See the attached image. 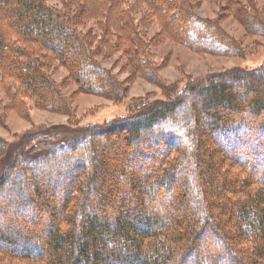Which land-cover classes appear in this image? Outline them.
I'll return each instance as SVG.
<instances>
[{
	"label": "trees",
	"instance_id": "trees-1",
	"mask_svg": "<svg viewBox=\"0 0 264 264\" xmlns=\"http://www.w3.org/2000/svg\"><path fill=\"white\" fill-rule=\"evenodd\" d=\"M89 1L77 6L67 0L73 9L61 10L46 0H0L7 8V24L15 26L7 34L0 29V82L8 81L13 96L34 94L52 109L68 102L43 71L48 53L83 91L119 93L116 78L95 59L97 50L77 27ZM139 1L157 17L160 9L175 7L172 18L179 17L178 26L185 21L192 33L177 35L192 49L236 50L217 24L193 13L189 0ZM105 2L109 7L97 15L108 19L114 6L112 21L120 23L125 44L138 42L129 36L134 31L128 30L132 26L120 1ZM136 62L137 70L147 68V63ZM237 86H245V92L238 94ZM76 131L63 136L56 127L39 126L27 137L0 138V200L5 199L0 205V253L11 261L264 264V64L188 85L173 99L139 103L128 116ZM124 132L129 145L110 139ZM95 136L122 147L115 153L120 159L109 164L101 154L104 159L96 163ZM126 146L132 148L123 155ZM141 160L151 163L132 174L130 168L140 167ZM110 171L114 177H108ZM182 176L187 181L177 182ZM187 200L200 208L184 206Z\"/></svg>",
	"mask_w": 264,
	"mask_h": 264
},
{
	"label": "rangeland",
	"instance_id": "rangeland-1",
	"mask_svg": "<svg viewBox=\"0 0 264 264\" xmlns=\"http://www.w3.org/2000/svg\"><path fill=\"white\" fill-rule=\"evenodd\" d=\"M66 1L46 0L48 4L61 10L73 9V5L67 6ZM88 1L75 0L77 6L86 4ZM102 1L96 0V4L92 0L89 1L86 15H82L85 19L77 27L82 35L87 37L90 46L97 50L95 59L116 78L119 93L106 96L83 91L71 77L69 70L59 62L57 57L50 56L51 54L48 53L50 61L43 71L58 84L61 92H65L68 102L62 103L58 109H52L34 94L21 93L16 97L13 96L8 87V81L0 82V138L13 141L23 133L27 137L39 126L56 127L59 132L62 131L63 136H69L79 133L76 130L81 127L105 125L128 116L134 112L135 105L139 103L144 105L173 99L188 85L204 83L219 74L225 75L237 69L250 70L264 64V0H189L193 13L201 19L217 24L220 32L230 37L231 40L228 38V43L236 50L227 54L192 49L177 35L184 32L190 35L192 33L190 28L185 27V21L182 20V24L178 26L179 17L172 18L177 15L174 12L175 7L171 11L160 9L159 13L162 15L157 17L156 11L152 14L150 9L139 0H119L120 3H118L120 9L126 11L132 26L131 29H126L130 32L134 31V34L131 33L129 36L133 35V38L138 40L134 44H125L123 36L126 34L120 33V23L116 26L112 21L115 7L110 8L108 19L103 15H97L98 11L102 12L104 8L109 7L107 2L102 3ZM93 3L95 6L92 7ZM97 7L100 9L98 10ZM235 8L241 12H235ZM6 10L7 8L4 9L0 4V29L5 34L15 27L13 24H7ZM191 10L189 11L192 12ZM55 44L58 43L55 42ZM57 47L60 49V46ZM95 50L92 49L94 52ZM137 51L139 53L136 54ZM135 58L141 63H147V68H142V71L137 70ZM236 88L239 91L238 94L246 90L245 86ZM203 96L204 94L200 97ZM199 100V97L195 98V101ZM188 105L179 110L188 108ZM70 127L75 130H69ZM116 136L110 137V139L114 138V143L116 139L120 141L123 139L121 146L127 143L129 145L130 141L125 138L127 137L125 132L118 135V138ZM201 137L205 138L204 135ZM110 139L104 136L94 137L97 143H93V148L98 154L94 159L96 163L100 158L104 159V156L108 157L109 164L120 159L118 154L122 147L118 146V150L116 144L109 145ZM231 140H234L233 136L230 137L229 141ZM104 144H108L107 147L103 148ZM131 148L126 146V152L123 155H128V150L130 151ZM113 154L115 155L112 156ZM203 158L202 156L201 159ZM171 161L172 159H167V166ZM149 163H151L149 160H141V165H138L140 167H134L133 170L130 168V172L135 175L142 173L139 171L142 170L141 167H147ZM227 163L234 171L242 176L245 175L236 164L229 161ZM259 172L257 174H260ZM111 175L114 177L113 172L108 173V177ZM187 179L182 176L177 179V182L182 183ZM191 197H195L194 191ZM54 202L58 204L59 200ZM193 205L189 200L184 203V206L200 208L198 205ZM10 213L14 214L12 211ZM0 264L18 263L0 253Z\"/></svg>",
	"mask_w": 264,
	"mask_h": 264
}]
</instances>
